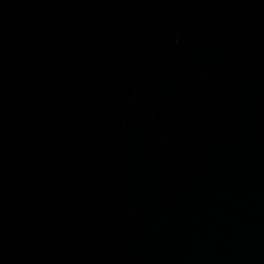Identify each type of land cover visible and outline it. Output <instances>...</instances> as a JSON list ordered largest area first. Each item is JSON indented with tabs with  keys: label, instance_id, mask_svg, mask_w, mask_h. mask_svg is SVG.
I'll return each mask as SVG.
<instances>
[{
	"label": "water",
	"instance_id": "1",
	"mask_svg": "<svg viewBox=\"0 0 264 264\" xmlns=\"http://www.w3.org/2000/svg\"><path fill=\"white\" fill-rule=\"evenodd\" d=\"M94 264H264V0H21Z\"/></svg>",
	"mask_w": 264,
	"mask_h": 264
}]
</instances>
